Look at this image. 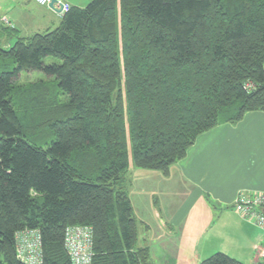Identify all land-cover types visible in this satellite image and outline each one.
<instances>
[{"label":"trees","instance_id":"trees-1","mask_svg":"<svg viewBox=\"0 0 264 264\" xmlns=\"http://www.w3.org/2000/svg\"><path fill=\"white\" fill-rule=\"evenodd\" d=\"M116 10L70 7L58 28L0 48V264H23L25 230L40 234L41 264H71L74 226L91 231V264H152L124 187L130 166L167 177L200 134L264 112V0ZM32 72L47 81L15 86ZM200 264L241 263L216 253Z\"/></svg>","mask_w":264,"mask_h":264},{"label":"crops","instance_id":"crops-1","mask_svg":"<svg viewBox=\"0 0 264 264\" xmlns=\"http://www.w3.org/2000/svg\"><path fill=\"white\" fill-rule=\"evenodd\" d=\"M61 20L32 0H0V48L7 50L18 39L58 28ZM154 174L141 177L159 179L162 190L156 193L139 180L137 169H130L127 177L132 210L135 197L145 201L148 195L163 194L166 217L151 211L163 229H157L155 236L152 232L148 236L146 227L142 230L151 259L200 264L222 253L241 264L261 262L258 252L264 248V232L235 213L233 204L241 193L264 195V112H247L236 124H221L200 134L167 177Z\"/></svg>","mask_w":264,"mask_h":264},{"label":"built area","instance_id":"built-area-1","mask_svg":"<svg viewBox=\"0 0 264 264\" xmlns=\"http://www.w3.org/2000/svg\"><path fill=\"white\" fill-rule=\"evenodd\" d=\"M38 6L48 7L52 0H32ZM54 9L60 10L63 17L70 6L61 0H55ZM3 22H8L4 19ZM234 211L242 217L249 218L264 232V196L239 194L233 204ZM16 257L23 264H41L40 234L37 230H25L15 236ZM64 249L71 264H91V231L84 227H68L64 232ZM264 262V248L258 252Z\"/></svg>","mask_w":264,"mask_h":264},{"label":"rangeland","instance_id":"rangeland-1","mask_svg":"<svg viewBox=\"0 0 264 264\" xmlns=\"http://www.w3.org/2000/svg\"><path fill=\"white\" fill-rule=\"evenodd\" d=\"M63 1H66V2H68L74 6H78V7L80 6V8H85L92 0H63ZM43 7H46V5ZM116 13L118 14V0H117ZM55 61H56L55 59L46 58L44 62L46 65H50L52 63H56ZM0 63H2L1 58H0ZM44 81H47L46 77L40 72L21 73L18 76V78L15 80L14 84H15V86H24V85H28V84H32V83H38V82H44ZM46 134H47L46 132H43L42 135H46ZM42 135H41V133L37 134L38 137L42 136ZM50 135L51 134L48 135L50 138L46 137L41 142L42 146H43V142H45V143L50 142V140L52 139V135L51 136ZM175 164H177V162ZM130 169H136V168L130 166ZM129 170L126 172L127 174L125 176V188L127 189L125 191L127 194L129 192L128 191V185H127L128 184L127 183L128 182L127 177H128ZM137 171L139 172L140 177L146 173H151L150 171H145V170H141V169H137ZM152 173H157V174H154V175H157V177H160V175H161V173H159V172H152ZM149 175H151V174H149ZM139 180L141 182H144L145 186H149L151 191L154 193L162 190V185L159 182V179L155 178L153 181H148L147 179L145 180L144 178L141 177ZM250 195H252V194H250ZM262 196H264V195H262ZM162 198H163V194H156L153 197H150V195L146 196L144 199L145 201H140L138 196L135 197L133 200V204H134V208H135V210H133L134 211L133 216L135 215L134 218H135L136 222L138 223V238H139L138 245L139 246L141 245L142 247H146L142 242L143 240L147 241V238L146 237L143 238V236H142L143 228H145V227L148 228L147 229L148 230L147 232H149L148 236L151 235L150 232H152L153 236H155L154 234H155V231H157V229H159V228L163 229V225H159V223L156 222V220H157L156 215L151 212L152 210L153 211L155 210L156 213L162 212L163 215L166 217L165 207L163 205ZM150 199H151V202H150ZM247 219H249V218L247 217ZM248 221L251 223H254L251 220H248ZM145 236H147V234H145ZM150 259H151V257H150ZM151 263L152 264H168L169 260L165 259V258H154V259H151Z\"/></svg>","mask_w":264,"mask_h":264},{"label":"water","instance_id":"water-1","mask_svg":"<svg viewBox=\"0 0 264 264\" xmlns=\"http://www.w3.org/2000/svg\"><path fill=\"white\" fill-rule=\"evenodd\" d=\"M55 3V0H52L51 2H50V4L48 5V8L51 10V11H53L54 13H57V14H59L60 13V10H56V9H54V7H53V4Z\"/></svg>","mask_w":264,"mask_h":264}]
</instances>
